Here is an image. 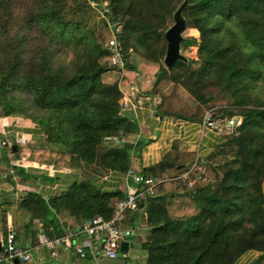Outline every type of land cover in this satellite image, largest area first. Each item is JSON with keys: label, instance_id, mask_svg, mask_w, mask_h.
Returning <instances> with one entry per match:
<instances>
[{"label": "trees", "instance_id": "1", "mask_svg": "<svg viewBox=\"0 0 264 264\" xmlns=\"http://www.w3.org/2000/svg\"><path fill=\"white\" fill-rule=\"evenodd\" d=\"M91 1L99 8L107 3L109 24L101 18L92 25L93 14L85 19ZM178 9L183 32L197 35L182 32L184 59L166 65L165 32ZM113 35L124 65L121 77L108 82L103 76L116 70L106 45ZM192 47L195 56L183 53ZM162 81L193 109L181 117L201 120L202 111L223 100L211 118L240 115L241 122L204 157L175 141L160 161L136 169L137 155L122 142L136 131L123 112L122 88L146 93ZM161 112L171 111L161 106ZM0 115L29 119L44 136L43 144L7 146L17 160L77 169L117 138L120 145L100 155L106 169L166 178L120 223L148 228L144 264H237L250 252L247 264H264V0H0ZM195 161L213 176L188 186L179 176ZM123 196L119 187L74 181L48 200L28 192L21 205L41 223L45 241L64 235L68 225L58 215L78 226L110 218Z\"/></svg>", "mask_w": 264, "mask_h": 264}, {"label": "crops", "instance_id": "2", "mask_svg": "<svg viewBox=\"0 0 264 264\" xmlns=\"http://www.w3.org/2000/svg\"><path fill=\"white\" fill-rule=\"evenodd\" d=\"M91 24H101V18L96 12L93 13ZM104 76L108 82L121 77L116 70L109 71ZM122 91L123 97L134 103L139 101L135 107H126L123 110L124 115L136 125V131L122 139V142L126 141L130 145L131 155H137L136 169L160 161L175 141L180 150L193 153L195 157H204L221 143L231 130L226 121L214 120L216 126L210 127L202 124L203 117L196 120L183 118L174 112H161V98L157 90L141 93L136 87L130 86L122 88ZM3 141L6 144H2ZM13 141L21 144L27 141L43 144L44 136L29 119L0 115V250L4 247L7 232L12 229L17 246L31 255L29 264H92L91 259L80 258L66 242L54 255L53 250L39 238L41 223L34 219L32 213L23 208L21 203L24 196L31 191L40 193L48 200L66 190L74 181H87L101 189L119 187L125 194L124 176L106 169L100 161L101 153L108 147L120 145V140L112 138L100 145L95 161L77 169H56L47 163L17 160L11 151H7V143ZM13 165L18 166V170H15ZM58 218L61 224L66 223L72 229L78 227L75 219L68 214L58 215ZM133 230L130 241L139 243L142 254H137L138 249L131 251L129 241L126 257L130 264H144L145 252L141 244L151 239L150 232L144 225L133 227ZM83 239L84 236L77 238L78 241ZM254 256L253 252L247 253L237 264H247ZM101 261L103 264L113 262L106 258Z\"/></svg>", "mask_w": 264, "mask_h": 264}, {"label": "built area", "instance_id": "3", "mask_svg": "<svg viewBox=\"0 0 264 264\" xmlns=\"http://www.w3.org/2000/svg\"><path fill=\"white\" fill-rule=\"evenodd\" d=\"M91 8L95 9L98 16L106 23L109 24V19L106 16L107 3L103 2V8L96 6L94 1H91ZM118 30V28H116ZM106 45L112 52V57L109 64L116 67V71L122 75V68L124 60L121 55V46L118 43L116 37L113 35ZM139 103H134L128 98L122 97V105L126 107H135ZM212 114L207 112L203 116V125L215 127L216 123L211 118ZM241 122L240 115H233L226 118L227 126L232 129ZM2 144H6L5 141ZM21 144V143H20ZM13 144L7 143L8 147ZM11 153V152H10ZM197 158V157H196ZM195 161L188 171L179 176L186 180L187 185L191 186L192 181L188 179L189 172L193 169L199 168ZM166 178L161 176H148L141 173L134 172L132 169H128L124 174V180L126 182L125 194L121 199H118L113 208L112 216L110 218H104L101 215L95 216L76 229L68 227L65 233L61 237L48 239L44 241V244L53 250V254L56 255L59 247L67 243L71 245L74 252L80 258H89L92 264H103L101 259L106 258L112 260V264H130V261L126 257V253L121 250V243L123 241L129 242L133 236V228H125L121 226V221L124 218V214L127 210L135 209L138 203L145 199L147 196L153 194L154 189L158 184L164 181ZM84 236L82 241H78L77 238ZM17 259V264H29L31 255L30 253L17 246L16 236L12 229L7 232L5 238L4 252H0V261H4L8 264H13V260Z\"/></svg>", "mask_w": 264, "mask_h": 264}, {"label": "rangeland", "instance_id": "4", "mask_svg": "<svg viewBox=\"0 0 264 264\" xmlns=\"http://www.w3.org/2000/svg\"><path fill=\"white\" fill-rule=\"evenodd\" d=\"M91 7V6H90ZM93 13H95V9L91 8L90 10L86 11L83 13L85 19L87 21H89L90 19V15H92ZM184 35H188V34H193V35H197V32L193 29H187L183 32ZM183 53L185 55L188 56H195V47H192L190 49H186L185 51H183ZM107 78L104 76V80H106ZM157 91L160 94V98H161V106L167 108L169 111L174 112V113H179V114H190L193 112V109L189 108L185 101L182 99V97H180L174 90L173 86L171 83L167 82V81H162L160 86L158 87ZM223 100L222 101H218L216 103V106L212 107L211 109H206L203 112V116L209 112L210 114H212V112L214 111L215 114L219 115L220 113V105L223 104ZM229 131V129H228ZM231 131V130H230ZM197 166H199L197 164ZM198 171V172H197ZM189 177L188 179H190L193 183H197V182H203L206 179L211 180L212 179V172L210 170L205 169L204 167H199L196 169H193L189 172ZM192 183V184H193ZM136 246V248H134ZM129 248L131 249V251H133V249H138L137 250V254H142V251L139 247V243L135 242V241H130V246Z\"/></svg>", "mask_w": 264, "mask_h": 264}, {"label": "water", "instance_id": "5", "mask_svg": "<svg viewBox=\"0 0 264 264\" xmlns=\"http://www.w3.org/2000/svg\"><path fill=\"white\" fill-rule=\"evenodd\" d=\"M185 28L184 20L181 17L180 9H178L174 14L173 24L166 30L165 38L167 40V48L164 57V63L169 65L176 59H184V56L181 54L180 42L182 40V32ZM128 248V242L123 241L121 243V250L126 252ZM17 263L18 260L15 259Z\"/></svg>", "mask_w": 264, "mask_h": 264}]
</instances>
